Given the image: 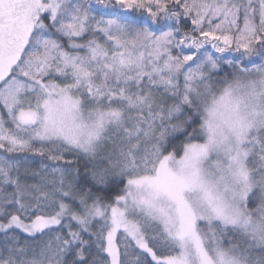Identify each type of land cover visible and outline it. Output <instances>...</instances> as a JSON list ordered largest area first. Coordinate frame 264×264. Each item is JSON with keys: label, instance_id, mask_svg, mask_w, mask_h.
Masks as SVG:
<instances>
[{"label": "snow or ice", "instance_id": "1", "mask_svg": "<svg viewBox=\"0 0 264 264\" xmlns=\"http://www.w3.org/2000/svg\"><path fill=\"white\" fill-rule=\"evenodd\" d=\"M0 264H264V0H0Z\"/></svg>", "mask_w": 264, "mask_h": 264}]
</instances>
